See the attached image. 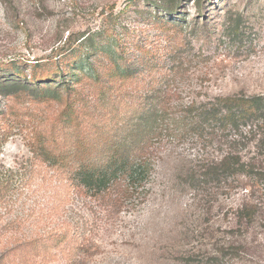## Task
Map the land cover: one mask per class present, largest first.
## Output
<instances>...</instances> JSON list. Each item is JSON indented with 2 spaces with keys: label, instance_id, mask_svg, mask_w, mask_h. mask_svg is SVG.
I'll list each match as a JSON object with an SVG mask.
<instances>
[{
  "label": "rangeland",
  "instance_id": "rangeland-1",
  "mask_svg": "<svg viewBox=\"0 0 264 264\" xmlns=\"http://www.w3.org/2000/svg\"><path fill=\"white\" fill-rule=\"evenodd\" d=\"M160 1L0 0V264H264V135L254 129L242 134L252 178L209 173L227 150L219 132L165 130L130 198L75 180L131 148L125 137L133 125L143 135L153 107L177 116L190 103L264 98V0H172L166 11ZM111 42L115 58L86 54ZM153 55L150 77L137 60ZM84 57L101 81L66 86ZM118 58L134 76L108 70ZM228 243L231 258L209 261Z\"/></svg>",
  "mask_w": 264,
  "mask_h": 264
},
{
  "label": "trees",
  "instance_id": "trees-1",
  "mask_svg": "<svg viewBox=\"0 0 264 264\" xmlns=\"http://www.w3.org/2000/svg\"><path fill=\"white\" fill-rule=\"evenodd\" d=\"M160 2L164 4H162L164 11L173 4L172 0H161ZM87 39L88 36L82 37L79 43L88 41ZM117 44L116 42H111V44H102L97 47L91 45L86 54L100 51L102 54H109L112 58H115L117 57ZM137 51L140 52V49ZM73 59V62L68 65V72L63 75V82L66 86H71L70 83L74 80L82 81L83 75L91 76L95 84L101 81L102 75L96 71L93 65L94 62L88 61V58L85 57L77 61H75V58ZM121 60L124 59L112 60L108 70L112 73H119L126 79L134 76L135 68H123L121 63H119ZM137 61L139 64L141 63L142 69L150 77L157 71V58H151V62L148 61L146 65L139 59ZM77 69L80 73H75ZM153 79L155 78L153 77ZM155 82L157 81L152 83ZM163 111L153 107L147 116L142 118V120L140 119L142 127L145 128L143 135L142 132L136 135L137 126L133 125V133L128 134L124 140V142L130 141L129 145H132L131 148L121 149L119 152L111 154L102 163L91 166L84 165L79 168L75 174V180L78 184L87 191L95 193L94 195L99 194L101 197L112 190L115 195H122L125 199L130 198L138 190V187H141L149 179L152 168L149 159L146 158L145 151L149 148L151 140L153 138L159 139L162 136L161 133L165 130L172 131L169 134L170 137L190 134L200 139L210 137L213 133L219 132L224 139V145H226L227 150L213 165L211 170H208L209 173L212 175L221 174L225 179L236 176L252 178L257 175L254 164L251 163L253 158L247 160V157L242 152L247 147V142L242 137V134L244 132H253L254 129L257 135H264L263 97L235 94L215 98L206 104L190 103L177 116H170ZM138 138L140 139L137 140ZM48 154V152L44 151L37 156L42 158L43 155L48 156ZM53 157L56 156L50 155L49 159L50 163L54 165L55 159L53 160ZM251 215L247 209H243L240 211L238 218L250 220ZM84 251L87 250L85 249ZM234 251H236L234 245L228 243L227 248L216 250L210 256L209 261L215 263L226 257L231 258V255L236 253Z\"/></svg>",
  "mask_w": 264,
  "mask_h": 264
}]
</instances>
